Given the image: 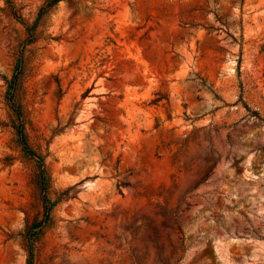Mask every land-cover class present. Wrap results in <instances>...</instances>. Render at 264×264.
<instances>
[{
    "label": "rangeland",
    "instance_id": "rangeland-1",
    "mask_svg": "<svg viewBox=\"0 0 264 264\" xmlns=\"http://www.w3.org/2000/svg\"><path fill=\"white\" fill-rule=\"evenodd\" d=\"M0 0V264H264V0ZM25 25H33L30 42Z\"/></svg>",
    "mask_w": 264,
    "mask_h": 264
},
{
    "label": "trees",
    "instance_id": "trees-1",
    "mask_svg": "<svg viewBox=\"0 0 264 264\" xmlns=\"http://www.w3.org/2000/svg\"><path fill=\"white\" fill-rule=\"evenodd\" d=\"M58 1L60 0H44L42 6L38 9L36 19L47 12V10ZM6 2L10 4V0H6ZM25 29V41L30 42V38L33 35V25H25ZM21 67V57L18 56L15 60L10 76L8 78H4V100L7 109L8 124L14 131L21 153L27 158L33 159L35 162V181L40 191L41 215L39 218L31 221L25 227L23 232L26 264H32L34 243L37 241L42 229L50 221V211L52 207L59 202L60 198L66 193V191L58 192L53 200L48 197L50 189V176L43 162L44 156L40 153H36V151L28 144L25 132V116L16 95L20 86Z\"/></svg>",
    "mask_w": 264,
    "mask_h": 264
}]
</instances>
